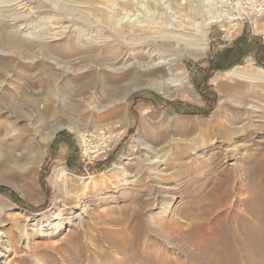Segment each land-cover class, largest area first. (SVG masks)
<instances>
[{
    "label": "rangeland",
    "instance_id": "1",
    "mask_svg": "<svg viewBox=\"0 0 264 264\" xmlns=\"http://www.w3.org/2000/svg\"><path fill=\"white\" fill-rule=\"evenodd\" d=\"M15 1L19 0H0V140L4 139L10 145L15 142L12 145H18L19 152L24 150L22 157L28 160L24 159L19 166L5 165L7 153L0 148V187L9 190L8 193H0V223L5 225L4 234L9 241L7 250L0 251V264H149L143 257L144 253H140L142 250L151 252L154 259L168 254L176 263L191 264L190 260L196 256V252L180 243L181 238L175 230L167 229L166 232L170 234L167 238L165 233L156 231L155 240L144 249L143 241L135 243L134 211L140 209L138 202L150 194L148 190L156 191L158 188L156 183L152 186L145 177L137 178L133 166L126 169L130 177L128 180L122 173H113V169L130 149L134 136L140 133L141 111L146 108L149 116H155L149 117L152 138L143 135L141 139L158 156L165 155L163 159L166 164L162 166L164 170L161 173L172 174L175 171L172 165L180 160L188 165L198 161L201 165L198 164L200 166L197 165V168L202 169L200 183L209 193L215 189L217 176L228 180L226 185L234 184L236 191L248 183L245 167L250 166L251 173L257 175L252 158L264 155V86H254L240 80L226 81V87L220 93L212 79L224 70L213 72L211 69L215 66L209 60L212 34L232 38L247 27L264 38V0H127L129 3L126 0H118L120 3L117 0L114 3L113 0H55L57 3L51 0H27L32 8L28 9L31 10L30 14L28 10L20 14L13 10L10 5ZM104 2L108 5L104 6ZM56 5L67 6L65 8H70V11L65 12L57 6L60 7L58 11L61 10L58 12L54 9ZM114 5L118 14V7L126 5L127 8L124 7L131 12V19L139 18L137 21H144L143 24L147 22L145 25L156 28L152 32L159 37L157 43H162L160 49L168 47L169 50H179L180 68L189 72L190 82L199 99L186 91L163 93L148 87L133 89L123 109L128 111V124L119 117V113L111 114L117 105L104 108L108 101L106 96L103 100L101 92L93 94L95 90H92L78 97L70 94L75 80L87 72L93 71L97 80H101L105 73L119 77V69H111L110 64L111 58H116L119 53L116 51L104 57L101 52L106 43L102 40L110 35V39L119 45V40H124L119 39L117 32L132 20L128 18L130 15L124 18L125 15L121 14L124 17L120 15V18L115 11L112 16L108 7ZM96 9L101 14L107 11L106 17L99 15ZM103 17H109V23L105 21L107 19L104 22ZM201 25L207 34L209 49L203 57L194 59L189 52H194L201 43ZM14 27L18 28L16 32ZM62 29L64 32L61 36L52 41L50 36ZM171 32H175V35ZM165 33L179 37V41H168ZM10 35H16L17 44L6 41ZM69 36L95 40L92 43V57L88 58V55L78 53L69 46L66 41ZM134 43L135 48L141 46L139 42ZM121 49L126 51L127 48ZM141 49L135 50L138 52ZM78 57L77 62L75 58ZM236 66L249 67V62L233 67ZM254 66L264 68L259 64ZM204 69L205 75L202 73ZM206 76L208 81L204 82ZM118 84L111 88L109 98H119ZM126 86L127 83L123 82L121 89ZM220 97L224 105L217 109ZM102 108L105 111H97ZM245 108L250 109L244 111ZM119 122L123 126H119ZM1 124L6 126L2 127ZM219 125L226 127L223 134L216 133L213 128ZM54 132V137L47 144L45 138ZM63 138L69 142L68 147L61 151ZM84 141H91V145H87L91 149H102L100 152L103 153L94 157L86 151L88 148ZM179 152L183 154L182 159ZM150 156L151 160H155L154 155ZM143 159L147 158H140ZM60 167L68 170L69 174H63L58 170ZM224 167L226 174L222 171ZM71 173L83 178L92 177L94 182L81 181ZM253 177L251 175L249 180L252 185L256 181H264V177ZM132 180L136 182H130ZM142 184L150 187L138 192L136 188ZM177 202L167 204L161 218L173 219L172 210ZM202 208L211 209L204 202ZM185 223L191 228L190 222L183 221ZM124 236L129 242L123 241ZM155 262L164 264L161 258Z\"/></svg>",
    "mask_w": 264,
    "mask_h": 264
},
{
    "label": "bare ground",
    "instance_id": "2",
    "mask_svg": "<svg viewBox=\"0 0 264 264\" xmlns=\"http://www.w3.org/2000/svg\"><path fill=\"white\" fill-rule=\"evenodd\" d=\"M114 1L115 0H113L112 2L114 3ZM120 1H122V0H120ZM51 2L57 3L55 0H51ZM122 2H124V1H122ZM126 2H128V1L126 0ZM104 3H105L104 6H106L107 3L106 2H104ZM109 3H110V1H109ZM140 4H142V3H140ZM51 5H53V4H51ZM145 5H147V4H145ZM148 5H150V4H148ZM11 6H13V10H16L17 13H19V14L21 13V11H24V13H25L29 8L32 9L30 7V3L27 0H19L17 2L15 1V3L13 5L12 4L10 5V7ZM46 6H48V5H46ZM57 6H60L61 10H65V12L70 11V8L69 9L65 8L67 6L56 5V7L54 6L55 8L53 6L52 7L58 11V8H60V7H57ZM120 6H121V8H120ZM120 6L119 7L117 6L119 14L117 13V11H115L116 9L113 8V7H115V5L108 7V10L111 8L109 13L110 14L112 13V16H114L113 12L115 11L117 13V15H119L120 18L122 16L121 14L125 15V17L122 16L124 18L128 17V15H130L131 12L126 11L127 10L126 5H124L126 8L123 5H120ZM163 6H164V4H163ZM71 7L74 8L75 6L74 7L71 6ZM150 7H152V5ZM105 8H106L105 10H107V7H105ZM155 8L157 9V6ZM77 9H79V8L77 7ZM61 10H59V11L61 12ZM154 10L155 9L153 8L152 11H154ZM29 11H31V10H28V12ZM96 11H97V13L100 12V11L98 12L97 9H96ZM101 11H103V9ZM107 11L105 12L106 14L108 13ZM135 11L137 12V10H135ZM139 11H138V13H140ZM141 11H142V9H141ZM28 12H27V14H28ZM81 12H82V10H81ZM70 13L73 14L72 12H70ZM105 13L104 14L99 13V15H102V16L105 15V17H106ZM13 14L16 15V13H13ZM27 14H23V15L26 16ZM29 14H30V12H29ZM84 15L87 16V14H84ZM74 16H75V14H74ZM102 16H100V17H102ZM131 16L132 15H130L128 18H130ZM34 17H35V14H34ZM18 18H19V16H18ZM124 18H122L121 20L123 21ZM15 19H17V16ZM90 19L93 20V18H90ZM102 19L104 21L107 18L104 19V17H103ZM109 19L110 18L108 17V19L105 21L108 22ZM88 20H89V18H88ZM126 20H128V19H126ZM130 20H132V21H130V24L128 23V24H125V26L123 25L124 28L121 29L119 32H117L119 35V39L124 40V41L119 40V45H117L116 42H114L113 40L110 39L111 38L110 35L104 37V40H102V41H104V43H106V46L105 47L103 46L104 48L101 46L104 49L101 52V54L103 56L107 55L109 53L114 54V53H116V51H118V53H119V55L116 58H114V59L111 58V62H110L111 66H112L111 69H114V70L119 69V74H118L119 80H118L117 76H115L114 74H106L105 73L104 77L101 76L102 78H104L103 81H101L102 78H101V80L95 79L94 74L92 73L93 71L87 72L84 76H82L81 78H77V80H75V82L73 83L74 87H73V89L71 88L72 91L70 94L74 97H78L80 95L82 96L83 94H87L92 90H95V93H93V94L101 92V94L103 95L102 96L103 100H104V97L106 96L107 101H108V104L105 105L104 108L106 109V108L113 107V106L117 105L116 109L111 114L119 113V117L123 118L124 123H128V124H129L128 111H125V110L123 111V109L128 104V97H129V95L133 89H141L144 87H148L150 89L152 88V89H155V90L163 92V93L169 92L170 90L178 91V92L179 91H186V92H190L192 94L193 98L199 99V94L196 92V90L194 89V87L192 86V84L190 82L189 72L185 68H183V69L180 68V65L182 64V62L180 60L181 55L178 53L179 50L174 51L171 48H170L171 50H169L168 47L165 48L166 50L160 49L162 43H157V40L159 37L154 35V32H152V30L156 29V28L151 27L149 25H145V24H148L147 22L145 24H143L144 21L143 22L137 21L136 19H131V18H130ZM140 20H143V19H140ZM93 22H95V21L93 20ZM149 24H151V23H149ZM61 27L64 28L63 25H61ZM65 27L67 28V25ZM200 27H201V30H200L199 35L201 37L200 38L201 43H199L197 45V49L194 52H192V53L189 52L191 57L194 59H198L200 57H203L206 54L207 50L209 49L208 38H207V34L205 32L204 26L201 25ZM14 28H12V29H14ZM17 29L18 28H15L14 31L16 32ZM67 29L69 30L70 28H67ZM74 31H76V30H74ZM63 32H64L63 29L60 31H57L55 33L52 32L53 34H52V36H50V39H53L52 41H55L54 39L61 36V34ZM157 32H158V30H157ZM166 32L170 33L168 31H166ZM175 32H171V34L173 35ZM14 33H13V35H14ZM17 33H18V31H17ZM167 33H165V35ZM43 34H45V33H43ZM80 34H78V35H80ZM96 34H98V33H96ZM158 34H159V32H158ZM171 34H170V36H169V34H167V36H165V37H167V40L168 41L170 40V42H171V40L173 41V39H176V42H178L179 37L178 38L176 36L173 37V36H171ZM41 36H42V34H41ZM180 36H181V34H180ZM7 37L8 38L6 39V41L9 44H12V45L17 44L16 42H18V39L17 40L15 39L16 35L15 36L10 35V37L9 36H7ZM19 37H21V36H18V38ZM44 37L46 38V36H44ZM92 37H93V35H92ZM93 38H95V36ZM67 40H68L67 44L69 46L73 47L75 49V51H77L78 53H81V54L88 55V58L92 57L91 54H92V52H94L91 50L92 49V43L96 42L95 40L94 41L92 39L81 40V37L73 38V36H69V39L67 38L66 41ZM162 40L165 41V39H162ZM134 42H139V44L141 46H138L135 48ZM156 43L159 45L161 44V45L158 47V45H156ZM165 43H166V41H165ZM152 46H154L156 49L155 48L152 49ZM183 46H185V45H183ZM46 47H48V46H46ZM122 47L127 48V49H125L126 51H122V49H121ZM137 48H142V49L137 52L135 50ZM100 49L101 48L99 47V50ZM96 50L98 51V48ZM115 55H117V54H115ZM95 56H96V53H95ZM104 57H101V58H104ZM75 60L78 62L79 57L75 58ZM107 60H108V57H107ZM248 62H249V67L248 66L247 67L236 66V67H233L231 69L221 71L214 76V78L212 79V82L217 86L220 93L226 87V85L224 84L226 81L234 82V81L240 80V81L249 82L253 85L257 84L258 86H264V68L255 67L253 60H249ZM96 76L99 77V75H96ZM118 82H119V84H118L119 85V94H118L119 98L111 99V98H109L112 94L111 88L113 89ZM123 82H124V84L126 82L127 86L124 87L123 89H121ZM257 85H256V87H258ZM222 99L223 98L220 97L218 104H217L218 105L217 109L221 108L224 105V102ZM52 100L54 102V99H52ZM102 103H104V102H102ZM50 109H51V107H50ZM52 109H54V107H52ZM249 109L250 108H245L244 111H248ZM253 109H255V108H253ZM253 109H252V111H253ZM103 110L104 109L102 108L101 110H97V111H99L101 113ZM47 113H49V112H47ZM149 115H150V112L148 111V109L144 108L141 111L140 133L138 132L139 134L134 136L133 144L130 145V149L122 155L121 161L117 165H115V168L113 169V173H116V171L119 173H122L123 176L128 180L130 177L128 176L129 173L127 174V172H126V169H127V167L133 166L136 168L135 176L137 178L145 177L146 179L150 180V182L152 183V186L155 185V183H156V188H158L156 191H154L153 189L148 190L150 192V194L145 199L141 198L142 200L141 199L139 200L138 203L140 205V209L136 212L134 211L133 218L135 220L134 227L136 229L134 231V232H136L135 243L139 244L140 242L143 241L142 249H144L145 248L144 246H147L150 242H153L155 240V238H156L155 234L157 235L156 231H161L162 233H165L166 236L165 235L164 236L167 238L170 234H169V232H166V231H168L167 229H169L170 231L175 230V232H177L179 234V236L181 238V241H180L181 244L185 245V247H189L190 250H193L194 252H196V256L190 260V262L192 261L191 264H264V188H263L264 185L262 184L264 181L263 182L261 181L262 183L260 181H259V183H257V181H256L255 182L256 184H254V185L250 184V181H249V180H251L250 179L251 175H252V177L253 176H257V177H261V178L264 177V175H263L264 174V155L261 157H253V158L251 157L253 164H254V167L251 164L250 165L253 168H256L258 170L257 175H255V174L253 175L251 173L252 171L249 168L250 166L245 167V169L243 168L246 172V175H247L246 179L248 180L246 187H242L243 186L242 185L240 187V189L237 188V190L235 191L234 190V184L230 183V184L226 185V181H228V180H226L225 178H219L220 176L219 177L217 176V178L215 179V181H216L215 182V189L213 191L210 190L211 193H209V191L208 190L206 191L204 189V186H202V184H201L202 182L200 183V176H201V170L202 169L200 170L197 168V165L200 164V162H198V161H194V162L192 161L191 165H188V163L186 161H183V160L178 161V163H175V162H177V161H175L174 162L175 165H172V169L175 171L172 174H170L171 172L169 173L170 175L169 174L166 175V174L161 173V171L164 170V168H162V166H164L166 164L165 158L163 159V156L165 157V155L158 156L154 151H152L153 149L150 150V148L141 139L143 137V135L148 139L152 138L151 134H150L151 129H152L150 124L152 122L149 124V121H150L149 117L153 118L155 116L154 115L149 116ZM121 125H122V123L119 124V126H121ZM1 126L5 127L6 125L1 124ZM116 126H118V125L116 124ZM213 128L215 129L216 133H221V134H223L224 130H226V127L224 125L223 126L219 125L218 127L213 126ZM180 131L182 132V129ZM185 131H186V129H185ZM230 133H231V131H230ZM208 134H210V133H208ZM54 135H55V132L52 133L47 138H45L47 144L51 141V139L54 137ZM231 137H233V135H231ZM217 139H219V138H217ZM221 139H223V138H221ZM88 143H90V145H91V141H84L85 147L88 148V150L86 149V151H89L90 154H95L96 152H100L102 150V149L96 150L95 149L96 147L91 149L90 145H87ZM8 144L9 143L5 142L4 139L0 140V148H2L7 153V154H5V160H4L5 165H11V164H14L16 166L21 165L20 162L23 161L24 159H26L25 156L22 157V155H23L22 151H24V150L19 152L18 145H12V144H16L15 142L11 143V145L10 144L8 145ZM93 149H95V150H93ZM168 150H169V148H168ZM101 153H103V152H101ZM178 154H179V158L182 159L183 154L181 152H179ZM24 155H25V153H24ZM150 155H154L155 160H151L149 158ZM144 157H146L147 159L140 160V158H144ZM166 157H168V156H166ZM26 160H28V159H26ZM200 165H198V166H200ZM135 168H133V169H135ZM58 170H61L63 174H69L68 170H66L64 167H60ZM222 171L226 174L225 167H224V169H222ZM223 172H222V174H223ZM254 173H256V172H254ZM72 175H74V174H72ZM243 175L245 176V173ZM74 176L76 178L80 179L81 181H88V183H91V184L94 182L92 177H87V178L84 177L83 178V177L76 176V175H74ZM158 181H161V182L165 181L167 183H165V185H164V183H159ZM173 181H175L174 184L171 183ZM130 182L134 183V182H136V180H132ZM33 186H35V185H33ZM144 187H145V191H146V189H148V187H150V186H147V184H142V185H139L136 189L138 192H141L144 190ZM151 191L153 192V194H151ZM232 198H235V199H232ZM227 199L228 200L231 199L232 201L226 202ZM175 200L178 202L172 210L173 219H172V217L171 218H161L164 216V213H165L164 211H165L167 204L169 205L171 201L173 202ZM203 202L208 203V205L211 207V209L202 210L203 209L202 208ZM188 206H189V208H188ZM147 211H149L148 212L149 215H147ZM77 216H78V214L75 216V218ZM183 221L184 222L186 221L187 223L190 222L191 228L188 226L189 224L188 225L186 223L183 224ZM126 222H127V220H126ZM128 222H130V221H128ZM4 226L5 225L3 223H0V251H2V249H6V247L9 246L8 245L9 241L6 240V237H5L6 235L4 234ZM184 227H189V228L184 229ZM158 236H159V233H158ZM123 241L124 242L128 241V238L126 236H124ZM125 243H127V242H125ZM130 244H131V242H130ZM186 251H188V250H186ZM8 252H10V251H8ZM140 253H142V254L144 253L143 257L148 260L149 264H156L155 261L158 258H161V261L164 264H180V263L174 262L173 259H171L170 257L167 256L168 254L167 255H161V257L159 256L158 258L154 259L155 256L152 255L151 252H146L145 250H142ZM145 264H147V263H145Z\"/></svg>",
    "mask_w": 264,
    "mask_h": 264
},
{
    "label": "crops",
    "instance_id": "3",
    "mask_svg": "<svg viewBox=\"0 0 264 264\" xmlns=\"http://www.w3.org/2000/svg\"><path fill=\"white\" fill-rule=\"evenodd\" d=\"M211 41L212 53L209 61L212 66L228 68L236 63L253 60L255 65L264 67V38L247 27L232 38H225L219 33L212 34ZM202 73L205 75V69ZM68 142V139L63 138L61 151L68 147Z\"/></svg>",
    "mask_w": 264,
    "mask_h": 264
},
{
    "label": "trees",
    "instance_id": "4",
    "mask_svg": "<svg viewBox=\"0 0 264 264\" xmlns=\"http://www.w3.org/2000/svg\"><path fill=\"white\" fill-rule=\"evenodd\" d=\"M237 64H239V63H236V64H233V65H231L230 67H228V68H231V67H233V66H235V65H237ZM228 68H220V67H213L211 70L214 72V71H219V70H225V69H228ZM208 81V77L206 76L205 78H204V82H207ZM197 87H199V86H197ZM201 92V94H202V96L203 97H205V94L202 92V91H200ZM154 97V96H153ZM206 98V97H205ZM9 192V190H7L6 188H4V187H0V193H8Z\"/></svg>",
    "mask_w": 264,
    "mask_h": 264
},
{
    "label": "built area",
    "instance_id": "5",
    "mask_svg": "<svg viewBox=\"0 0 264 264\" xmlns=\"http://www.w3.org/2000/svg\"><path fill=\"white\" fill-rule=\"evenodd\" d=\"M96 150H98L97 148H95ZM91 152V151H90ZM101 152H96L94 155V157H97L98 155H100ZM102 154V153H101Z\"/></svg>",
    "mask_w": 264,
    "mask_h": 264
}]
</instances>
